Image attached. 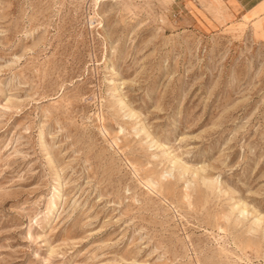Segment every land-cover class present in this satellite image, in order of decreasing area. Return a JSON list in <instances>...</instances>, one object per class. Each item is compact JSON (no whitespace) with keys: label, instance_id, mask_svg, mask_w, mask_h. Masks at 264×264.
Wrapping results in <instances>:
<instances>
[{"label":"rangeland","instance_id":"rangeland-1","mask_svg":"<svg viewBox=\"0 0 264 264\" xmlns=\"http://www.w3.org/2000/svg\"><path fill=\"white\" fill-rule=\"evenodd\" d=\"M0 264H264V45L223 0H0Z\"/></svg>","mask_w":264,"mask_h":264},{"label":"crops","instance_id":"crops-1","mask_svg":"<svg viewBox=\"0 0 264 264\" xmlns=\"http://www.w3.org/2000/svg\"><path fill=\"white\" fill-rule=\"evenodd\" d=\"M230 16L239 17L255 31L264 45V0H223Z\"/></svg>","mask_w":264,"mask_h":264}]
</instances>
